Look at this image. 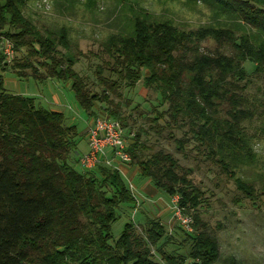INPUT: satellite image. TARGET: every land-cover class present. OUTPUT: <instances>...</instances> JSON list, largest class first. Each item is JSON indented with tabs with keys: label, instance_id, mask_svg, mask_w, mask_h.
<instances>
[{
	"label": "trees",
	"instance_id": "obj_1",
	"mask_svg": "<svg viewBox=\"0 0 264 264\" xmlns=\"http://www.w3.org/2000/svg\"><path fill=\"white\" fill-rule=\"evenodd\" d=\"M36 1L43 0H0V44L9 40L15 52H26L18 67L32 69L28 78L70 84L91 122L101 115L119 122L129 139V166L137 163L143 179L176 199L177 208L192 219V231L179 227L184 240L178 243L159 219L146 216L140 231L130 221L115 240L118 209L138 205L128 178L107 166L77 171L84 135L66 123L63 112L39 108L36 98L10 93L1 75L8 63L0 55V264H217L220 244L201 217L206 200L192 180L193 170L184 169L165 149L148 158L141 155L145 132L130 133L120 91L143 82L157 93L167 111L152 122L167 116V128L184 134L175 139L176 151L186 156L192 144L256 205L254 185L237 171L258 162L246 123L261 118L264 135V102L259 111L245 97L247 86L241 85L250 81L247 62L255 65L256 73L264 70V0H186L203 2L215 12L213 24L193 31L156 18L141 6L143 0H114L124 22L102 44L109 60L97 68L100 94L75 69L78 57L69 30H44L26 15L29 3ZM55 1L68 10L79 3ZM97 1L86 0L85 6L90 9ZM208 40L224 50L202 51ZM104 66L116 80L103 77ZM17 76L26 77L21 72ZM98 103L113 108L97 115ZM167 245L177 249L168 253Z\"/></svg>",
	"mask_w": 264,
	"mask_h": 264
},
{
	"label": "rangeland",
	"instance_id": "obj_2",
	"mask_svg": "<svg viewBox=\"0 0 264 264\" xmlns=\"http://www.w3.org/2000/svg\"><path fill=\"white\" fill-rule=\"evenodd\" d=\"M85 5L86 0H79L72 10H68L60 7L55 0L30 2L26 15L44 30L59 31L64 27L69 30L73 52L78 57L75 69L86 77L89 88L100 94L103 88L99 83L97 68L109 60L102 50V44L111 34L119 31L116 26L124 22V14L119 12L114 0H98L90 9ZM141 6L156 18L171 20L185 31L197 30L215 21L214 9L200 1L197 4H189L186 0H143ZM221 19L224 22L229 20L225 17ZM216 50L224 49L213 40L202 43V51ZM3 53L4 44L1 43L0 55ZM26 59L24 50L14 53L12 62L8 63V68L1 73L6 89L13 94L36 98L39 108L62 110L66 116V123L77 126L80 134L84 135L77 154L80 155V152L81 155L85 154L88 150L85 133L91 119L78 105L71 86L54 80L40 83L32 77L28 78L33 74L32 69L18 67V64L24 63ZM32 61L36 64L39 60ZM104 67L103 77L116 80L117 76L111 74L108 67ZM244 67L250 79L249 82H241L242 87L247 86L245 97L260 111V105L264 102V70L256 73L255 65L250 62ZM19 72L26 77L22 79L18 77ZM45 72V69L39 68L40 76H45ZM120 92L123 94L122 115L127 119L130 133L136 135L139 131L145 132L142 133L141 143L146 148L141 155L148 158L154 151L165 149L174 154L184 169L193 170L192 180L202 189L206 200L200 210L201 217L207 223L209 233L214 235L220 244L221 255L217 264H264V135L261 118L245 125L253 137L258 162L254 166L243 167L237 171L238 176L251 182L255 187L257 200L256 205H253V202L237 189L234 180L223 174L217 164L206 160L195 151L192 144L186 148V156L176 151L175 139H182L184 134L175 128H167V116L159 119L156 124L152 122L158 114L167 111V106L161 104L157 93L144 88L143 82L137 84L134 89L122 87ZM56 97L60 100L61 106L55 103ZM111 99L115 103L118 102L114 96ZM126 101H130L129 106L125 105ZM106 107L113 108L106 103L96 104V114L101 115ZM157 125L163 129L160 133ZM171 134L174 136L172 139ZM130 166L139 177L135 179L133 185L136 187L141 184L142 189L140 193L137 189L135 191L138 200L136 208L121 206L118 209L120 217L112 227L114 239L117 240L121 236L125 225L130 221H134L140 231L147 216L159 219L169 235H175L176 242L181 243L184 237L178 230L181 223L176 216V199L153 187L151 182L148 184L147 180L142 182L137 163ZM75 168L77 171L82 170L79 165ZM165 249L171 253L177 247L167 245ZM156 260L160 261V258L156 256Z\"/></svg>",
	"mask_w": 264,
	"mask_h": 264
},
{
	"label": "built area",
	"instance_id": "obj_3",
	"mask_svg": "<svg viewBox=\"0 0 264 264\" xmlns=\"http://www.w3.org/2000/svg\"><path fill=\"white\" fill-rule=\"evenodd\" d=\"M4 57L7 63L12 62L14 45L9 40H4ZM88 150L81 156L80 166L86 170L91 171L99 166H107L119 171L125 177L123 171L124 166H128L131 161L129 152V139L126 137L125 130L121 124L112 120L110 117L101 115L94 119L87 130ZM130 189L135 193L136 189L132 182ZM177 219L181 226L187 232L192 231V219L182 214L177 208Z\"/></svg>",
	"mask_w": 264,
	"mask_h": 264
},
{
	"label": "crops",
	"instance_id": "obj_4",
	"mask_svg": "<svg viewBox=\"0 0 264 264\" xmlns=\"http://www.w3.org/2000/svg\"><path fill=\"white\" fill-rule=\"evenodd\" d=\"M69 86H71L70 84H69ZM55 103L57 104V105H60L61 106V102H60V100L58 99V97H56L55 98ZM54 111H59V112H62V110H54ZM90 123H91V121H89V124L88 125H90ZM87 135V132L85 133V136ZM80 149V145H79V148H78V150ZM80 155H81V152H80ZM132 168H131V166H124L123 167V171H124V173H125V175H126V177L132 182V184H133V182H135V179H137V177H138V174L136 173V171H132L131 170ZM139 178V177H138ZM141 181L143 182L145 179H143L142 177H141ZM141 182V183H142ZM145 182V181H144ZM147 183L146 184H148V182H150L149 180H147L146 181ZM141 185V184H140ZM140 185L139 186H136L135 188L137 189V192L138 193H140L141 191H140V189H142V188H140ZM164 213L166 212V210H164L163 211Z\"/></svg>",
	"mask_w": 264,
	"mask_h": 264
}]
</instances>
